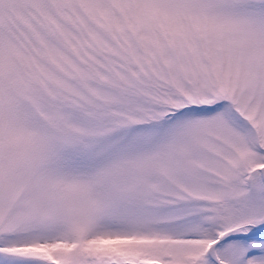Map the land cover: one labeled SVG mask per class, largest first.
Segmentation results:
<instances>
[{"label": "rangeland", "instance_id": "1", "mask_svg": "<svg viewBox=\"0 0 264 264\" xmlns=\"http://www.w3.org/2000/svg\"><path fill=\"white\" fill-rule=\"evenodd\" d=\"M258 1L0 0V264H213L221 231L264 226L230 110L264 146ZM162 103L185 111L130 128ZM214 250L264 264V238Z\"/></svg>", "mask_w": 264, "mask_h": 264}, {"label": "water", "instance_id": "2", "mask_svg": "<svg viewBox=\"0 0 264 264\" xmlns=\"http://www.w3.org/2000/svg\"><path fill=\"white\" fill-rule=\"evenodd\" d=\"M262 175H263V180H264V168L262 169ZM262 231H264V229H261V230H258V231H256V232H262ZM255 233H249V234H246V235H244V236H251V235H254ZM241 236V235H240ZM228 237H236V236H234V235H229V234H224L222 237H220L219 238V240L218 241H216L215 243H217V242H219L220 240H223V239H225V238H228ZM214 243V244H215ZM211 256H212V258H213V260L217 263V264H221L220 263V261L217 259V257L215 256V254H214V252L212 251V249H211Z\"/></svg>", "mask_w": 264, "mask_h": 264}]
</instances>
